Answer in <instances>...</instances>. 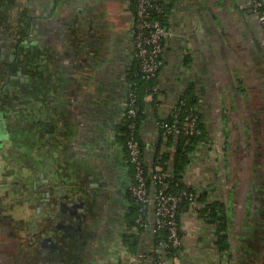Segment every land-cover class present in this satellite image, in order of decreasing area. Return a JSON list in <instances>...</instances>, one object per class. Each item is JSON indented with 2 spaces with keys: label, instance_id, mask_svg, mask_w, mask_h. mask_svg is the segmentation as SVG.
<instances>
[{
  "label": "crops",
  "instance_id": "1",
  "mask_svg": "<svg viewBox=\"0 0 264 264\" xmlns=\"http://www.w3.org/2000/svg\"><path fill=\"white\" fill-rule=\"evenodd\" d=\"M162 1L167 32L158 79L162 102L155 108L145 98L141 136L146 144H155L154 124L171 104L181 95L196 101L204 136L183 182L206 188L212 201H223L230 208L232 231L231 248L222 253L218 227L204 212L185 208L183 248L170 264H264L262 26L248 0ZM135 24L133 0H0V129L33 140L26 125L9 129L4 118L25 119L31 105L22 108L19 102L33 94L26 76L33 81L40 74L58 97L77 99L73 110L79 118L93 112L103 120L93 132H77L78 124L71 143L92 136V146L111 152L130 83ZM52 162L13 168L20 175L12 179L22 193L0 205V264H46V253L35 249L26 224L37 212L45 185L59 183L54 175L59 166ZM9 163L10 169L14 165ZM33 187L39 192L35 199L26 193Z\"/></svg>",
  "mask_w": 264,
  "mask_h": 264
},
{
  "label": "flooded vegetation",
  "instance_id": "2",
  "mask_svg": "<svg viewBox=\"0 0 264 264\" xmlns=\"http://www.w3.org/2000/svg\"><path fill=\"white\" fill-rule=\"evenodd\" d=\"M38 80L43 83L41 88H36L35 81L30 80L32 85L29 87L34 94L29 101L19 102L22 108L28 109L31 105L25 119L8 114L4 118L9 129L26 125V129L33 131V140L0 129L1 157L5 166L8 165L6 162L14 165L7 170L15 172V177L20 174L13 168L18 166L47 167L50 161L59 166L55 173L59 183L45 185L40 192L41 200H37V212L26 224L28 238L33 237L36 250L46 253L43 259L46 264H104L112 244L113 229L118 228L124 213L119 165L112 162L107 153H96L92 149L86 151V159L80 157L81 146L90 147L92 136H87L82 143L77 142L78 138L71 143L76 127L81 124L77 132L93 127L96 115L91 112L89 117L79 118L73 110L78 105L77 99L70 95L64 100L58 97L55 88L44 87L42 79ZM10 138L11 144H7L6 140ZM14 184L9 190L19 196L22 191L16 187L17 181ZM26 193L35 199L39 192L33 187ZM113 198L117 200L114 202ZM41 203L45 208L40 207ZM0 205L3 204L0 202Z\"/></svg>",
  "mask_w": 264,
  "mask_h": 264
},
{
  "label": "built area",
  "instance_id": "3",
  "mask_svg": "<svg viewBox=\"0 0 264 264\" xmlns=\"http://www.w3.org/2000/svg\"><path fill=\"white\" fill-rule=\"evenodd\" d=\"M134 1L136 4L134 14L136 24L129 69L132 70L133 63L137 61L138 70L147 82L158 81L165 51L164 41L167 35L165 27L157 18V15L163 13V6L156 0ZM248 3L256 13L264 35V2L262 0H248ZM137 90L136 84L128 83L124 112L119 126L126 131L121 132L118 127V130L114 132L113 136L116 141L112 145L111 152L98 150L95 145L90 147L82 145L80 157L86 159L88 157L86 151L90 149L96 153H107L109 159L119 165L117 171L121 176V184H123V186L121 185L123 190L121 197L124 208L123 217L126 213L125 209L130 207V197L138 206V227L129 229L122 217L119 225L121 226V228L119 227L120 237L114 246L117 254L121 252H128V254L124 258L115 257L116 260L121 264H170L171 258L182 250L184 244L181 232V214L185 210L183 205L187 204L193 212L200 214L207 212L208 204L213 201L210 199L209 202L201 200L204 192H207L206 188L179 190L171 184L175 183L176 176L172 168H164L167 164L164 165L163 155L170 154L173 149L168 145H164L162 149H157V143L161 140V136L166 141L169 136H172L175 142L180 137H185L189 145L193 147L190 155L192 157L197 149V144L190 143L191 138H202L204 131L201 127V118L197 108L187 109V101L182 99L183 95H181L171 104L164 118L156 120L154 124L158 136L156 143L146 144L141 136L143 122H139V117L143 111ZM160 93L159 84L150 88L148 97L151 98L155 108H159L161 105V103L155 102V95L160 96ZM183 112L185 113L184 117H182ZM166 116L172 117L174 121L171 124H162L161 120H165ZM102 121L98 117L94 126L88 127L87 130L93 132L98 122L103 124ZM94 135L96 136L97 132ZM183 179L180 182H183ZM125 234L138 236V247L143 242V238L149 240L148 250L134 253L132 247L124 243Z\"/></svg>",
  "mask_w": 264,
  "mask_h": 264
},
{
  "label": "trees",
  "instance_id": "4",
  "mask_svg": "<svg viewBox=\"0 0 264 264\" xmlns=\"http://www.w3.org/2000/svg\"><path fill=\"white\" fill-rule=\"evenodd\" d=\"M159 4L163 6V13L161 15H157V18L161 21L162 25L164 26V16H165V6L162 0H156ZM133 11L135 14L136 11V4L133 0ZM19 44L16 43V47H18ZM138 62L135 61L132 66V70L129 71L128 79L131 83L136 84L137 93L139 94L140 99V106L142 107L143 113L139 117V122H143V117L146 114V105L145 104V98L150 95V88L158 84V81H152L147 82L144 79V76L140 74L138 70ZM38 78H40V74H37L34 77V84L36 88H41L43 83H41ZM45 87V86H44ZM50 92H53L50 90ZM34 94V93H33ZM182 99H185L187 101V109L196 107V101L188 97V95H183ZM155 102L161 103L159 95H155ZM153 106V104H152ZM185 113L183 112L182 117H184ZM173 118L170 116H166L165 120H161V123L165 124H171L173 122ZM202 127V125H201ZM120 131H126L123 127H120ZM70 134V133H69ZM202 138H191L190 143L197 144ZM123 142V139H122ZM144 143V142H143ZM145 144V143H144ZM164 145H168L169 147H172V152L170 154H164L163 155V162L165 169L172 168L174 171V174L176 176L175 183H171L176 189L184 190L189 189L191 187L187 186L184 182H180L184 178V174L186 170L188 169L189 165L191 164V153L193 151V147L189 145L187 138L180 137L178 141L175 142L174 138L169 136L168 140L166 141L163 136H161V140L157 143V149H162ZM144 146V145H143ZM178 184V185H177ZM191 190V189H190ZM208 193L206 192L204 195H202L201 200L204 202H209ZM130 207L126 208L124 219H125V225L129 229H134L138 227L137 219L139 217V209L136 205L135 201L130 197L129 198ZM209 209L207 212H204L206 220L218 227V234H219V248L222 253H226L230 250V236H231V216H230V208L223 202V201H213L208 204ZM183 208H188L187 204L183 205ZM124 243L128 244L132 247L134 251L137 250V246L139 243L138 236L135 235H124Z\"/></svg>",
  "mask_w": 264,
  "mask_h": 264
},
{
  "label": "water",
  "instance_id": "5",
  "mask_svg": "<svg viewBox=\"0 0 264 264\" xmlns=\"http://www.w3.org/2000/svg\"><path fill=\"white\" fill-rule=\"evenodd\" d=\"M12 57L14 58L16 56H12ZM18 77L23 80V77L25 76L20 72L18 73ZM26 77H27V81L30 82V78L28 76ZM0 139L2 138L0 137ZM7 169L8 168L7 166H5L3 159L1 157V149H0V202L2 204L8 203L14 197L18 196V193H14L13 191L9 190L11 186L15 185L14 183H16V181L12 179L15 178V172L8 171Z\"/></svg>",
  "mask_w": 264,
  "mask_h": 264
},
{
  "label": "rangeland",
  "instance_id": "6",
  "mask_svg": "<svg viewBox=\"0 0 264 264\" xmlns=\"http://www.w3.org/2000/svg\"><path fill=\"white\" fill-rule=\"evenodd\" d=\"M51 170V169H50ZM119 174V173H118ZM55 175V174H54ZM120 180V179H119ZM121 181V183H122V180H120ZM122 186H123V184H121ZM122 186H121V188H122ZM113 200H114V202L117 200L116 198H113ZM121 203H123V201L121 200ZM121 222V221H120ZM123 222V221H122ZM120 225V224H119ZM116 227H118V228H115L114 227V232H113V234H112V244L110 245V248L107 250V252H106V264H121V263H119L117 260H116V258L115 257H118V258H124V257H126L127 256V254H128V252L126 253V252H121V253H119V254H117L116 252H115V246H114V244H116V241H117V239L120 237V230H119V227L121 228V226H116ZM149 245H150V242H149V240H147L146 238H143V242H141L140 243V245H139V247L137 248V250L136 251H134V253H136L137 251H140V252H144V251H147L148 250V248H149ZM112 248V249H111ZM117 252L119 251V250H116ZM114 258V260H111V259H113Z\"/></svg>",
  "mask_w": 264,
  "mask_h": 264
}]
</instances>
